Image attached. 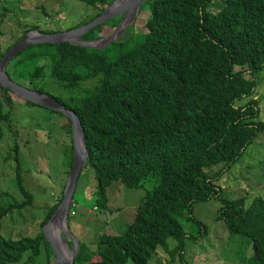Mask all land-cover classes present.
I'll return each instance as SVG.
<instances>
[{
  "label": "trees",
  "instance_id": "obj_1",
  "mask_svg": "<svg viewBox=\"0 0 264 264\" xmlns=\"http://www.w3.org/2000/svg\"><path fill=\"white\" fill-rule=\"evenodd\" d=\"M77 1L94 12L66 30L89 22L112 0ZM137 14L142 23L134 21L124 29L125 37L102 47L34 44L5 64L6 75L18 84L27 80L29 89L44 92L34 84L44 69L63 89H78L68 96L44 93L78 118L88 152L84 167L94 179L92 207L110 211L106 188L114 181L145 189L121 232L99 234L90 244L77 240L72 264H148L157 248L171 259L177 252L179 262L187 264L184 238L197 237L187 235L186 229L191 225L198 235L206 231L192 216V206L210 199L219 203L216 217L228 236L237 235L250 245L247 264H264V200L256 197L246 204L242 196L229 198L215 182L264 130L253 98L257 75L264 69V0H142ZM120 18L93 26L80 39H96ZM24 27L21 35L36 28ZM88 80L92 86L81 87ZM11 94L0 86V138L1 124L12 108ZM20 103L42 107L23 98ZM66 121L71 156L65 176L72 158ZM16 148L15 179L24 199L9 202L6 192L0 193V222L32 199L21 184ZM61 197L48 208L35 236L5 238L0 233V264L23 258L30 262L41 244L46 264H51L54 256L41 226Z\"/></svg>",
  "mask_w": 264,
  "mask_h": 264
},
{
  "label": "rangeland",
  "instance_id": "obj_2",
  "mask_svg": "<svg viewBox=\"0 0 264 264\" xmlns=\"http://www.w3.org/2000/svg\"><path fill=\"white\" fill-rule=\"evenodd\" d=\"M215 8L216 5L211 6L212 10ZM93 12V8L77 0H0V52H4L7 46L15 42V38L23 35L24 26L35 25L39 31H63ZM137 15L133 21L129 16L122 23V30L113 40L118 36L125 37L124 29L134 21V25L142 23ZM114 28L110 31L104 28L97 37L104 39L96 43L104 45ZM8 69L11 73L10 67ZM43 72L39 79L34 80V84L41 86L42 91L53 96L77 93V88L63 89L59 82L48 76L46 69ZM17 82L24 87L31 86L25 79ZM92 84L88 80L81 87L90 88ZM9 98L13 101L12 108L7 121L1 124L0 193L6 192L5 198L9 202L24 199L15 179L13 147L16 145L21 184L32 199L30 204L13 209L1 219L0 233L5 238L33 237L39 231V223L48 208L63 192L65 170L71 156L67 121L64 116L49 109L20 103L21 97L15 94ZM253 98L259 108V119L264 123V69L257 75ZM244 101L240 100L237 104ZM217 169L218 166L208 169V172ZM215 182L221 187L224 196L229 198L242 196L246 204L256 197L264 200V130L246 147L240 159L223 171ZM144 186L148 184L145 182ZM93 188L92 172L84 167L72 195L74 214L67 218L70 233L78 241L89 244L96 241L99 234L121 232L132 220L135 208L145 192L142 187L127 188L119 181H114L106 188L110 211H99L92 207L95 198ZM218 207L219 203L215 199L193 204L192 216L206 227V231L204 235H198L193 226L186 229L187 235L197 237L194 240L184 238L183 251L187 264H247V258L251 255L250 245L237 235L228 236L221 220L216 217ZM67 240L73 243L70 237ZM168 242L170 246L173 245L172 240ZM23 259L8 264H46L45 246L40 245L32 261L24 263ZM51 264H54V260ZM148 264L181 263L177 252L171 259L157 248Z\"/></svg>",
  "mask_w": 264,
  "mask_h": 264
},
{
  "label": "water",
  "instance_id": "obj_3",
  "mask_svg": "<svg viewBox=\"0 0 264 264\" xmlns=\"http://www.w3.org/2000/svg\"><path fill=\"white\" fill-rule=\"evenodd\" d=\"M141 1L142 0H112L102 9L99 15L91 19L89 22L71 29L52 33L41 32L36 28L31 29L15 41L0 58V86L3 89H8L24 100L59 112L70 121L72 145L71 165L66 175L62 197L53 209L49 218L41 226L43 238L48 243L53 253L54 264H72L73 258L78 250L77 239L67 228V213L72 201V194L77 177L79 176L81 169L84 167L88 152L85 146L82 128L76 114L59 103L54 97L35 89H29L12 81L5 73V64L22 49L34 44L69 43L91 48L102 47L103 44L102 46H99L96 42L103 40V37L100 39L96 38L90 41H84L80 39V36L93 26L112 17L121 15L119 22L108 36L109 39L105 44L109 43L114 37H116V35H118L120 30H122L123 20L129 11L130 19L133 21L138 12ZM52 223H55L56 225L55 234L50 227ZM67 237H70L73 242L70 248L67 244Z\"/></svg>",
  "mask_w": 264,
  "mask_h": 264
},
{
  "label": "bare ground",
  "instance_id": "obj_4",
  "mask_svg": "<svg viewBox=\"0 0 264 264\" xmlns=\"http://www.w3.org/2000/svg\"><path fill=\"white\" fill-rule=\"evenodd\" d=\"M129 16H130V11H129L128 14L125 16L123 22L126 21V19H128ZM50 227H51L52 232H54V234H55V232H56V225H55V223H52Z\"/></svg>",
  "mask_w": 264,
  "mask_h": 264
},
{
  "label": "built area",
  "instance_id": "obj_5",
  "mask_svg": "<svg viewBox=\"0 0 264 264\" xmlns=\"http://www.w3.org/2000/svg\"><path fill=\"white\" fill-rule=\"evenodd\" d=\"M72 207H73V203L70 204V208L68 209V213L67 214L69 216H72L74 214V211H73Z\"/></svg>",
  "mask_w": 264,
  "mask_h": 264
},
{
  "label": "crops",
  "instance_id": "obj_6",
  "mask_svg": "<svg viewBox=\"0 0 264 264\" xmlns=\"http://www.w3.org/2000/svg\"><path fill=\"white\" fill-rule=\"evenodd\" d=\"M135 208V207H134Z\"/></svg>",
  "mask_w": 264,
  "mask_h": 264
}]
</instances>
